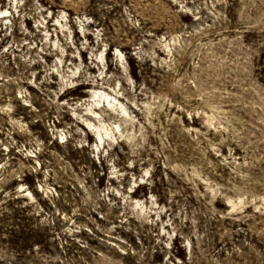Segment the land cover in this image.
<instances>
[{
  "label": "rangeland",
  "instance_id": "374dc122",
  "mask_svg": "<svg viewBox=\"0 0 264 264\" xmlns=\"http://www.w3.org/2000/svg\"><path fill=\"white\" fill-rule=\"evenodd\" d=\"M0 10V264H264V0Z\"/></svg>",
  "mask_w": 264,
  "mask_h": 264
},
{
  "label": "bare ground",
  "instance_id": "6f19581e",
  "mask_svg": "<svg viewBox=\"0 0 264 264\" xmlns=\"http://www.w3.org/2000/svg\"><path fill=\"white\" fill-rule=\"evenodd\" d=\"M4 11L0 10V13L2 14ZM58 22V21H57ZM62 21H60L61 26H63V24L61 23ZM117 54L118 55H122V53L120 51L117 50ZM103 92V91H102ZM92 97L95 96H102V93H98L97 90H93V92L91 93ZM104 99L107 102V105L113 109H117L119 107V110L121 108L122 111H124V109L121 107V102H119V100L116 97H110L108 94H104ZM77 111H80L79 108H75ZM80 113H83L86 117L84 118V121L86 122V125L97 135V137H99V139H102L103 134L106 133V129L104 128L103 125L100 124L99 120L96 117V112L95 109H86V110H82L80 111ZM107 135V134H106Z\"/></svg>",
  "mask_w": 264,
  "mask_h": 264
}]
</instances>
